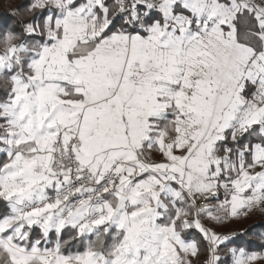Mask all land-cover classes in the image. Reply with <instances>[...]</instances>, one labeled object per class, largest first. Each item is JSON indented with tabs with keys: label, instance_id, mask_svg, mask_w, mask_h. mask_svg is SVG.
Returning <instances> with one entry per match:
<instances>
[{
	"label": "snow or ice",
	"instance_id": "obj_1",
	"mask_svg": "<svg viewBox=\"0 0 264 264\" xmlns=\"http://www.w3.org/2000/svg\"><path fill=\"white\" fill-rule=\"evenodd\" d=\"M0 264H264V0L0 21Z\"/></svg>",
	"mask_w": 264,
	"mask_h": 264
},
{
	"label": "trees",
	"instance_id": "obj_2",
	"mask_svg": "<svg viewBox=\"0 0 264 264\" xmlns=\"http://www.w3.org/2000/svg\"><path fill=\"white\" fill-rule=\"evenodd\" d=\"M9 14L8 12L0 9V21L3 20H8L9 19ZM260 219L259 215H257L256 217H252L249 219H245V220H241L235 224L230 225L231 228L233 229H244L247 228L249 225L253 224V222H258Z\"/></svg>",
	"mask_w": 264,
	"mask_h": 264
},
{
	"label": "rangeland",
	"instance_id": "obj_3",
	"mask_svg": "<svg viewBox=\"0 0 264 264\" xmlns=\"http://www.w3.org/2000/svg\"><path fill=\"white\" fill-rule=\"evenodd\" d=\"M23 2H25V0H0V9L11 13Z\"/></svg>",
	"mask_w": 264,
	"mask_h": 264
},
{
	"label": "crops",
	"instance_id": "obj_4",
	"mask_svg": "<svg viewBox=\"0 0 264 264\" xmlns=\"http://www.w3.org/2000/svg\"><path fill=\"white\" fill-rule=\"evenodd\" d=\"M257 215H255V216H252V217H256Z\"/></svg>",
	"mask_w": 264,
	"mask_h": 264
}]
</instances>
